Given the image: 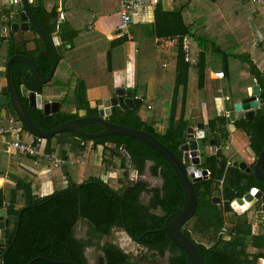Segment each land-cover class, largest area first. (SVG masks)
Listing matches in <instances>:
<instances>
[{"label": "trees", "instance_id": "16d2710c", "mask_svg": "<svg viewBox=\"0 0 264 264\" xmlns=\"http://www.w3.org/2000/svg\"><path fill=\"white\" fill-rule=\"evenodd\" d=\"M41 1L43 0L35 3L39 4ZM262 9L260 7L258 11L261 12ZM182 12H184V8ZM3 15L9 16V10L0 12V19H3ZM155 27L156 35L160 39L173 35H181L179 37L192 35V26L186 24L183 15L163 11L161 4L155 10ZM261 32L264 33L263 27ZM191 40L194 43L196 37L191 36ZM9 43L10 50L7 52L6 62L14 54L15 43L12 34ZM200 46L203 50L197 47V43L195 44L196 51H199L198 56L194 60L190 58L187 61V53L182 44H179L174 62L178 78L185 81V84H181V86L187 87L189 72L192 69L197 71L199 89L205 88L209 80L208 74L211 71L224 72V80L227 82L231 78H229L231 75L229 58H222V68L210 69L204 52L205 44L200 42ZM255 47L264 52V45L261 42ZM212 49L216 53L222 52L216 44ZM190 55L192 56L191 52ZM27 56L35 62L42 78H45L51 69L52 54L37 51L29 53ZM235 58H239L249 65L251 74L261 88L260 98L264 101V69L261 70L258 67L259 64H256L254 56L250 53H247L246 56L236 55ZM61 59L62 57L59 56V61ZM263 59L264 54L259 56L260 62ZM13 74L19 90L25 85L29 91L39 95L44 94L46 85L39 84L25 65L14 63ZM218 89H216V94L213 91L209 94L211 105L220 95ZM243 94H235L234 91H231L230 97L237 100ZM130 95L134 98L137 93L130 91ZM45 102H48V98ZM25 103L27 104L26 100ZM73 104L78 110H87L90 116L98 115V109L91 108L84 82L79 85ZM177 105V103L173 104L174 111L164 131H159L156 127L157 121L149 119L147 114L142 111L143 100L138 106L131 109L123 103L122 99L119 106L111 109L108 120L114 124L151 133L182 158L183 153L180 148L187 142L185 133L189 122L186 120L184 112L179 118H176ZM148 107L153 108L148 104L146 110ZM1 108L0 106V110ZM28 111L35 123L45 131H50L78 116V114L73 115L65 111L50 116H45L41 110L37 109L28 108ZM10 116L15 117L18 125L28 132L12 108ZM228 122L229 120L225 117L216 115L209 120L208 125L216 127L219 124V128L214 134L227 141L225 138L229 136ZM234 124L251 137L250 147L258 155L264 148V108L257 110L252 121L239 120ZM85 131L89 134H96L101 129L94 125H88ZM76 137L69 133L53 137L46 141L45 152L53 153L59 149L60 155L66 160V165L63 167L65 168L72 159L70 152H76L80 158L82 157L85 151V146H82V143L89 142L94 145L89 162L92 159V153L96 152L98 147H103L105 152H110V158L105 157V152L103 153L102 161L104 163L115 166V159H120L121 175L118 176L115 183L121 187L117 189L116 186L104 182L100 173L91 175L82 182H76L69 173L63 172L61 176H56V173L53 172L50 179L54 182L56 191L48 196H39L34 191V184L31 180L35 176L31 172L24 170L20 175H9L7 179L11 182L8 180V183L6 182L3 187H0V210L6 209V205H9L7 215L13 226L7 235L9 244L0 257V264H29L32 261H34L32 264H52L50 261L89 264L86 255L89 249H95L99 254L96 264H140L143 260L149 261L150 264H159L158 260L162 262L164 259L165 264H188L184 251L176 247L165 233L159 231L164 227L167 217L180 209L184 203L182 186L169 164L148 144L137 139L117 135L95 140L81 138V142H77ZM0 145L7 149L5 144L0 142ZM66 145L70 147L65 149ZM2 156L0 151V177L5 178L4 171H1ZM16 157L19 158L18 153L12 154L10 158L16 160ZM22 159L40 161L36 157L19 158V160ZM16 161L20 163L18 160ZM227 162L228 158L221 150L214 155L205 156V163L199 168L209 170L210 178L195 184L198 194L197 212L194 218L185 225L184 230L191 239L197 242V247L206 264H259L264 259V234L253 235L255 222L249 215L251 210L243 215H234L220 210L219 206L212 203V200L216 192H221L225 201L232 202L243 198L254 188L264 191V185L254 177L253 173L248 174L238 168L229 167ZM80 165L82 166V164ZM82 167L86 169L88 165ZM100 168L103 174L108 171L106 167L100 166ZM130 171L137 172L140 177L148 171L153 178L161 179L162 185L151 187L144 180L134 182L129 178ZM221 182L222 188L219 189ZM78 226L85 227L83 237L77 236ZM116 228H120L129 238L145 248L151 260L145 255L135 261L133 256L127 254L117 245L108 242L102 243L105 238L112 235ZM17 230L18 233H16ZM15 236L16 240L13 244ZM142 236L144 237L140 239ZM9 248L10 250L7 252ZM4 256L5 261L3 262Z\"/></svg>", "mask_w": 264, "mask_h": 264}, {"label": "crops", "instance_id": "0c3cea01", "mask_svg": "<svg viewBox=\"0 0 264 264\" xmlns=\"http://www.w3.org/2000/svg\"><path fill=\"white\" fill-rule=\"evenodd\" d=\"M31 5L30 9L32 13L44 28L46 34L54 40L58 55V65L52 79L47 84H43L46 85L44 88V94L42 95L44 101H46L47 98L48 102L58 101L62 104L61 111L69 112L73 115L78 114L77 118H79L90 116L87 110H78L73 104L77 96L78 87L83 82L87 87V97L92 109H98V107L101 105L109 107L110 100L115 97L116 90L118 88H125L127 91H129V93L130 91L136 92V97L141 101L148 100L150 102V105L153 108L150 109V107H148L147 111H149L150 114H146L149 119L157 121L156 127L159 131H164L165 127L168 126V121L174 111L172 106L173 104L177 103L176 118H179L182 112H184L185 118L189 122V127L195 129L199 124H203L206 132H210L214 139L220 140L221 152L228 158V160H231V167H233L234 162L243 161L247 162L251 167L254 166V160L250 152V149H252L250 147L251 137L245 133V131L238 129L237 126L232 123L230 119H228L229 122L227 124V128L229 136L228 138H225L227 139V141H225L221 139V137H216L214 134L217 128H219V124H217L216 127H213V125H208L209 120H211L214 116L218 115L220 117H225V113L232 112L235 103H238L242 99L250 96V91H252V88L255 85H258L252 74L251 75L253 78L250 81V84L243 83L238 87V93L241 94L243 92L245 94L240 96L237 100H233L230 97V92L225 88V78L222 80L214 78L213 73L219 71H211V73L208 74L209 80L207 81L204 89L198 88V76L197 74L192 73V70L195 69H192L189 72V81L187 87L185 88V86H181V84H185V81L181 78H178L176 64H174V67L172 68L174 74L171 71L167 74L162 72L158 74V77V68L154 69L153 67L146 66L143 70L146 72V77H144L145 79L141 80L138 77V68H135L134 44L131 46V48H133V52L129 56L123 57L121 53L119 54V51L129 43L128 41L134 39L133 36L132 39H128L121 37L118 34L117 28L120 16L119 2L117 0H79L75 2L66 1L61 6L49 0H43L39 4L34 3L32 6ZM258 8L260 7H257L256 13L259 14H256V16H261V22L263 21L262 23H264V10H261L260 12L258 11ZM13 9L14 5L10 4L8 0H0V12L9 10V16L3 15V19H0V38L6 42V53L10 50L9 40L11 38V34L13 37V33L7 30V27H10L11 23L7 20L13 13ZM152 12L154 13L155 24V11ZM145 15H149V12L147 14L138 15L135 20L137 22L140 21L141 23H148V21H150V16L147 17ZM2 23H4V25H2ZM2 28H6L5 33H3L1 30ZM29 30L30 31H28V33L21 32V34L17 36L19 43L26 44L25 55L27 56V54L35 53L37 51L50 52L52 54L51 48L47 42H45L42 37L36 36L38 31L33 24H31ZM113 32H115V34H113ZM261 35L263 37L262 33ZM102 38L109 41L110 52L107 55L109 57V62L106 67V78H108L110 81L109 85H107L106 80L104 82H102V80L98 82L100 77L95 75V69H93V67L89 65L87 61L80 57L83 55L86 56L85 54H87L89 47L94 45L97 46L98 40ZM189 38L191 48L192 40L191 37ZM163 39H168V37L162 38L161 40ZM14 43L15 45L13 55L16 54L15 40ZM169 43L170 42L167 41V44ZM168 50L170 49L168 48ZM190 52L192 53V48L191 51L189 50L188 53L186 52L187 61L190 58L194 60V58L197 57L199 53V51H196L195 56H191ZM59 56L62 57L60 61ZM7 63L8 61L6 62V60L5 62L0 63V95L3 88L8 85ZM128 63L129 65L127 66ZM258 67L263 70L264 64L261 67L258 65ZM162 68L166 70L169 68V65L163 64ZM93 76L94 78L91 80ZM191 77L195 80L192 84L190 80ZM230 77L231 75L229 78ZM142 82L144 83L142 84ZM194 83L195 90L191 89V85ZM22 87L20 88V91L22 90ZM32 87L33 84L31 85V88ZM216 87L219 88L218 92L220 95L219 97H216L214 100L215 103L211 105L209 94L212 91L216 94ZM129 97L135 99V97L133 98L131 95ZM227 97H230L228 98L229 101H225V98ZM64 99L65 101H63ZM122 99L124 103V98H120V103ZM9 117L11 116L7 114V109L1 108L0 126L6 124ZM19 127L24 131L22 136H25L29 133L26 132L21 126ZM235 134H239V137H236ZM242 136L244 141H241L237 147H235L237 142L241 140ZM75 139L77 142H79L81 137L77 136ZM204 144L206 146V149L203 151L205 156L214 155L217 153L215 152V149L210 146L209 142H204ZM86 145L87 144L82 143V146ZM225 151H232V153H229L228 155ZM238 156H240V159H236ZM14 160L15 159L13 158L2 157L3 166L1 171H4L3 174L5 173L6 176L5 178L0 177V179H3V186L6 184V182L8 183L7 178L9 175H20L24 170H28L32 175L35 176L32 177L31 180L34 183V179H37L40 173V167L37 162L28 161L27 159L19 160V158H17L16 160L20 162L17 163V161ZM118 160L120 161V159ZM38 190L40 193L35 192L37 195L48 196L56 191V186L51 180L45 187L39 185ZM232 214L239 215L234 212H232ZM254 225L253 235H263L264 230L261 228L262 224L260 225L258 222H256Z\"/></svg>", "mask_w": 264, "mask_h": 264}, {"label": "water", "instance_id": "95a60500", "mask_svg": "<svg viewBox=\"0 0 264 264\" xmlns=\"http://www.w3.org/2000/svg\"><path fill=\"white\" fill-rule=\"evenodd\" d=\"M7 21L11 22L10 27H7V30L13 33L16 42V54L13 55L7 63L8 85L3 88L0 95V106L7 109V114L9 116L11 115L12 108L18 115L21 123L32 136L45 140L69 133L89 140L118 135L137 139L148 144L169 164L175 172L184 192V203L182 207L167 217L164 222V227L159 231L165 233L167 238L176 247L184 251L188 264H206L203 255L199 252L197 243L187 236L183 228L194 218L197 212L198 194L195 189V184L203 179H208V171L199 169V166L205 163V154L203 151L206 149V146L204 142L208 138L210 140V146H212L216 152L217 148H221L220 140L214 139L210 132H206L203 124H199L195 129L189 127L185 133V139L187 142L180 148L183 153L181 158L151 133L111 123L108 120V117L111 113V109L120 105V98H124V104L131 109L141 103L140 99L130 98V93L125 88H118L116 90L115 97L110 100L109 107L103 105L98 107V116H85L72 119L56 126L50 131L41 129L31 117L28 108L41 110L45 116H50L59 113L62 104L58 101L45 102L42 95H39L36 92H29L25 86H23L20 91L15 82L13 65L14 63L25 65L38 83L47 84L52 79L58 65V55L54 40L46 34L44 28L32 13L30 4L25 0L22 5L14 6L13 13ZM31 24H33L38 31L36 36L42 37L52 51L51 69L45 78H42L35 62L25 55L26 44L19 43L17 40V36L21 34V32L28 33V31H30ZM1 30L5 33L6 28H2ZM260 95L261 88L259 85H255L252 88V91H250V96L234 104L233 110L230 113V121L232 123L239 120L252 121L256 115L257 109L264 108V102L259 101ZM25 100L27 101V104L25 103ZM87 125L97 126L101 131L96 134H88L82 130V128ZM199 152V156L195 157L193 160H189V155L193 154L195 156V153L197 155ZM250 152L254 160V166L251 167L247 162L243 161L234 162L233 167L248 174L253 173L254 177L264 185V148L258 155H256L252 149H250ZM0 181V187H2L3 179H0ZM259 202L260 211L257 213V217H255L257 219H264V192L256 188L252 189L243 198L236 199L232 202H223L221 192H216L215 197H213L212 200V203L219 206L220 210L224 209L225 211H233L239 215L246 213L252 208H256ZM8 206L9 205L7 204L6 209L0 210V246L2 247L9 244V240L5 239V233L12 230V226H10L11 220L7 215ZM20 219L21 214L19 216V222ZM16 233H18V230ZM143 237L144 236L140 239ZM15 240L16 236L14 237L13 244ZM9 250L10 248L8 251ZM3 260L5 261V256ZM33 262L34 261L29 264H32ZM50 262L52 264H77L73 262Z\"/></svg>", "mask_w": 264, "mask_h": 264}, {"label": "rangeland", "instance_id": "374dc122", "mask_svg": "<svg viewBox=\"0 0 264 264\" xmlns=\"http://www.w3.org/2000/svg\"><path fill=\"white\" fill-rule=\"evenodd\" d=\"M257 7H262V10H264L263 5H256L255 3L249 2L247 0H192L190 4L186 3L182 5H176L174 3H170L167 0H164L161 4V8L163 9V11L181 13L186 24L192 26L191 36L196 37V41L194 43L192 40V55L195 56L196 43L197 47L200 50H203L200 46V42L205 44L204 52L207 56L208 68L214 70L222 68V58H229V63L231 65V78L227 80L226 88L229 92L234 91L235 94H238V87L241 84H247L253 78L250 69H248L249 65H246L239 58H235L236 55L246 56L247 53H250L252 56H254V61L256 62V64H259L260 67L264 64V59L261 60V62L259 61V56H262L264 52H262L261 49L255 47V45H257L259 42L264 45V33H262L260 30L262 27H264V23H262L263 21L261 22V16L257 17L255 15L257 12ZM183 8L184 12H182ZM137 16H135V18ZM145 16H150V21H148V23L146 21V23H141L140 21L137 22L134 18L135 21L130 27V32L134 40L128 41L129 43L119 51V54L121 53L123 57L129 56L133 52V48H131V46L134 44V57L136 65L135 68H138V77L141 80L145 79L144 77H146V72L143 71L146 66L153 67L154 69L158 68L157 77L158 74L162 72L165 74L169 73L170 71L173 72L172 68L175 64L173 59H175V56L178 53L180 44L179 39L181 38L179 37L181 35H173L168 36V39L161 40L156 35L154 13L150 11L149 15ZM261 33L263 34V37ZM113 34H115V32H113ZM167 41H169L170 43L167 44ZM215 44L222 50L221 53L214 52V49H212V47ZM168 48L170 50H168ZM109 49V41L102 38L98 40L97 46L94 45L89 47L87 54H85L86 56H80L85 61H87V63L91 65L93 69H95V75H97V77H100L98 82H100L101 80L102 82H104L106 80L107 85L110 84L109 79L106 78V67L109 62V57L107 55L110 52ZM6 51V42L0 38V63L5 62L7 55ZM164 51L167 52L163 53ZM163 64H168L169 68L165 70L164 68H162ZM128 65L129 63L127 64V66ZM192 73L197 74L196 70H192ZM94 76L91 78V80L94 78ZM190 80L191 84L195 81L192 77L190 78ZM143 83L144 82H142V84ZM191 89L195 90V83L191 85ZM215 89H217V87ZM241 94H243V92ZM148 104H150V102L148 100H144L142 111L144 113L150 114V112L146 110V106ZM235 135L236 137H239V134ZM31 136L32 135L28 133L27 135L22 136V139L24 141H30ZM241 141H244L243 136L241 137V140L237 142L235 147H237V145ZM86 144L87 145L85 146V152H83L81 158L77 155L76 152H70V157L72 159L67 167L54 169L52 167L50 168L49 166H44L42 168H39L40 173L38 175V178L34 179L33 183L35 188L34 191L40 193V191L38 190V186L40 185L45 187L47 183L51 181V176L48 175V172L50 170L54 172V174L56 173V176H61L63 172L69 173L71 176H73L76 182H82L85 178L100 173L102 175L101 178L104 180V182H108L109 184H112L113 186H116L117 189H119L121 185L115 183V180L119 175H121V171L119 168L120 161L116 158L114 163L115 166H113V168L110 164L104 163L102 161V155L105 152L104 148L98 147L97 151L92 153V159L89 162L91 151L92 149H94V145L89 142H87ZM69 147V145H66L64 148L67 149ZM0 149L1 153L3 154L2 157L10 158L12 154H10L8 150H6L1 145ZM55 152L57 153V155L61 156L59 149L55 150ZM225 152L228 155L229 153H232V151ZM105 157L110 158L109 151L105 152ZM239 157L240 156H238L236 159H240ZM80 164H82V166L88 165V167L85 169ZM100 166L108 168V171L104 172L103 174ZM129 178L134 182L138 180H144L148 182L151 187H160L162 184L161 179L153 178L148 171H146L145 175L141 177L135 171H130ZM256 211V208H252L249 212L251 219L255 223L257 222V220L255 219V216H257ZM84 230V226H78L77 236L83 237ZM106 242L117 245L127 254L133 256L135 261L143 258L142 256L145 257V255H147V258H149L148 251L141 245L135 243V241L129 238L120 228H116L113 231L112 235L105 238L102 243ZM86 255L89 264H96L99 254L95 249L87 250ZM149 260L151 259L149 258ZM165 262V259L162 260V262L161 260H158L159 264H165ZM140 264L150 263L149 261L145 262L143 260Z\"/></svg>", "mask_w": 264, "mask_h": 264}, {"label": "built area", "instance_id": "2783aa9c", "mask_svg": "<svg viewBox=\"0 0 264 264\" xmlns=\"http://www.w3.org/2000/svg\"><path fill=\"white\" fill-rule=\"evenodd\" d=\"M10 4L14 6L22 5L24 0H8ZM30 5L34 4L39 0H25ZM55 2L57 5L61 6L66 1H79V0H49ZM119 2V23H118V34L121 37L132 39L130 32V27L133 24L135 16L138 14H146L150 11H155L157 7L162 4L164 0H117ZM170 3L176 5H182L190 2L191 0H167ZM249 2L255 3L256 5H263L264 0H247ZM190 36L186 35L181 37L179 40L188 53L190 50ZM214 78L222 80L225 78L224 72H215ZM135 99H138L135 97ZM225 101H229L228 97L225 98ZM225 117L230 119V113H225ZM23 130L19 127L15 118L9 117L6 124L0 126V142L7 146V150L10 154L18 153L19 158L22 157H36L40 161H36L40 168L49 166L55 169L63 168L66 165V160L56 152L47 153L45 152L46 140L38 137H33L30 141H24L22 139ZM221 150L220 148L216 150ZM200 152L189 155V160H193L195 157L199 156ZM44 164V165H43ZM227 165L230 167L232 165L231 160H228ZM113 168V166H112ZM49 176L53 175V172L50 170L48 172ZM210 172H208V177ZM222 188V182L219 186V189Z\"/></svg>", "mask_w": 264, "mask_h": 264}, {"label": "flooded vegetation", "instance_id": "af4514ba", "mask_svg": "<svg viewBox=\"0 0 264 264\" xmlns=\"http://www.w3.org/2000/svg\"><path fill=\"white\" fill-rule=\"evenodd\" d=\"M11 24V23H10ZM260 100L259 101H262V102H264L263 101V99L262 98H259ZM257 110H259V109H257ZM256 114H257V111H256ZM256 116V115H255ZM255 118V117H254ZM88 126V125H87ZM87 126H85V127H83L82 128V130L84 131V132H86L85 131V129L87 128ZM89 134V133H88ZM76 136V135H75ZM77 138V137H76ZM210 140L207 138V140H205V142H209ZM201 166V165H200ZM199 166V167H200ZM112 167V166H111ZM200 169V168H199ZM200 170H207V169H200ZM208 172H209V170H207ZM208 178H210V176L208 177ZM139 181V180H138ZM162 185V184H161ZM262 191V190H261ZM264 192V191H263ZM145 197H146V195H144ZM214 197H215V195H214ZM221 197H222V194H221ZM222 199H223V197H222ZM225 200L223 199V202H224ZM256 209H257V211H256V213H258L259 211H260V202L257 204V207H256ZM223 211H225L224 209H223ZM226 212H229V213H232L233 211H226ZM257 217V216H256ZM255 217V218H256ZM256 220H257V222L261 225L262 224V226H261V228H263V230H264V219H257L256 218ZM10 226H13V224H11ZM10 233V231L9 232H6L5 233V239L6 240H8V238H7V235ZM135 243H137V242H135ZM7 245V244H6ZM5 245V246H6ZM259 264H264V259H262L261 261H260V263Z\"/></svg>", "mask_w": 264, "mask_h": 264}, {"label": "bare ground", "instance_id": "6f19581e", "mask_svg": "<svg viewBox=\"0 0 264 264\" xmlns=\"http://www.w3.org/2000/svg\"><path fill=\"white\" fill-rule=\"evenodd\" d=\"M0 184H1V181H0ZM184 228H185V226H184ZM184 228H183V230H184ZM185 231V230H184ZM186 233V232H185ZM188 236V235H187ZM189 237V236H188ZM190 238V237H189ZM193 240V239H192ZM197 243V242H196ZM8 245V244H7ZM6 245V246H7ZM6 246H4V247H2V246H0V257H2V255L4 254V251H5V249H6ZM8 251V250H7ZM200 252V251H199ZM4 258V257H3ZM3 262H4V260H3Z\"/></svg>", "mask_w": 264, "mask_h": 264}]
</instances>
